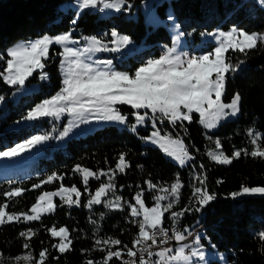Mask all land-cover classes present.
<instances>
[{"label": "trees", "instance_id": "1", "mask_svg": "<svg viewBox=\"0 0 264 264\" xmlns=\"http://www.w3.org/2000/svg\"><path fill=\"white\" fill-rule=\"evenodd\" d=\"M71 1L74 0H0V51L20 39L63 32H70L77 39L93 36L110 41L111 31L116 30L127 35L131 42L143 45V48L130 55H121L119 60L112 53L102 56L112 58L117 69L133 73L147 60L158 58L161 51L171 44L167 27L170 16L185 35L187 46L184 49H193L191 44L199 41L201 33L218 28L235 27L248 33L264 34V5L260 0H170L169 12L165 8L166 2L156 6L158 16L166 24L159 22L154 27L146 25L140 13L136 18L126 11L103 16L107 11L99 13L97 9L82 11L73 23L75 11H62L58 6ZM126 1L132 5V10L144 0ZM261 1L264 3V0ZM211 46L209 44L203 49ZM55 52L58 53L52 56L49 68L51 84H42L39 91L22 96L17 104L8 99L11 87L0 76V97L7 103V108L0 107V151L41 132L53 133L57 129L49 116L39 117L19 129L8 127L21 113L59 90V48L54 46L49 50L50 55ZM227 59L231 64L243 61L238 73L227 74L222 96L223 102L228 103L234 94H240L239 111L234 118L221 122L215 130L204 128L197 113L192 114L191 121H177L173 125L163 119L162 124H157L163 133L183 141L191 156L186 165L179 166L167 159L157 147L142 143V138L148 134V126L145 129H130L112 123L83 137L67 140L49 156L39 158L26 175L0 176V206L7 205L5 210L8 213L28 212L40 194L58 189L61 185L77 186L84 194L80 204L75 206L55 198L54 210L41 214L39 220H14L1 224L0 264H16V257L29 253L31 259L21 264H32V261H39V253L44 249L48 251L43 264H86L89 260L93 264H102L106 255L102 249L109 248L122 252L120 259L114 257L109 264H123L128 258L123 246L132 247V240L138 233V227L132 220L141 219L130 216L129 204L136 205L134 196L137 192L142 193L146 206L152 207L154 196L160 195L177 179L182 185L180 198L169 212L164 213V223L170 221L171 211L190 208L191 211L179 219L180 230L203 225L201 243L221 253L224 264H264V240L260 238V233L264 232V196L230 195L239 191L242 185L264 187V158L250 155L255 149L252 140L257 135L256 145L264 149V42L245 53L228 51ZM122 109L133 111L126 105ZM132 120L130 116L129 125ZM217 140L221 144L218 150L226 156L231 157L234 151L240 150H243L242 154L229 164L213 161L207 153L217 149ZM121 154L128 164L123 172L116 169ZM77 165L95 173L108 171V175H101L99 179H89V191L94 193L101 183L109 182V176H112L114 187L108 197L115 202L119 196L121 207L106 208L103 203L87 207L82 175L74 172ZM52 174H56L57 178L51 183H42ZM146 181H151L156 187L149 189ZM37 184L39 188L33 187ZM196 187L206 189L214 199L201 207L194 197ZM15 188L22 190L20 196L9 199L4 195ZM161 203L167 204V201ZM197 207L200 211L195 210ZM54 226L67 229L71 244L69 250L63 253L53 247L58 238L47 231ZM29 229L34 235L20 236L21 232ZM109 237L119 239L121 245L96 244L97 239ZM25 243L29 244V248L23 247ZM208 264L220 263L209 260Z\"/></svg>", "mask_w": 264, "mask_h": 264}, {"label": "snow or ice", "instance_id": "2", "mask_svg": "<svg viewBox=\"0 0 264 264\" xmlns=\"http://www.w3.org/2000/svg\"><path fill=\"white\" fill-rule=\"evenodd\" d=\"M80 9L95 8L99 3H103L104 8L120 9L124 0H77ZM75 23V21H73ZM114 38L111 43L115 45L109 49L106 45H101L96 37L87 38L88 44L78 50L73 47H67L70 41L69 34H61L55 37L44 36L40 39L30 42H24L16 45L7 51V66L0 72L3 80L10 85H23L27 77L31 76L35 69L43 68L41 63L42 58L48 57V49L52 44L61 45L63 52L61 55V69L63 73L62 87L49 100H45L42 104L37 105L32 109L27 119L32 120L40 116H52L59 119L61 113L67 111L70 115L86 121V114L96 112L102 114L101 118L107 120H115L120 123L125 122L123 116L114 105H129L133 110L145 109L150 110L152 119H166L169 123L175 125L177 121H191L193 113L199 114V123L207 129H212L217 126V123L224 117L235 115L239 111L241 96L239 93L234 94L230 102L225 103L222 96L225 93L226 73L235 72L238 70V65H233L225 56V53L231 49L245 53L246 50L257 47L258 43L264 42V34L255 32L248 33L244 30L236 28L228 32H220L218 38L220 44L215 47L212 53L202 54L199 56L188 55L187 53L176 54L175 48H167L159 58L149 59L136 68L134 74L128 72H119L112 67V61H102L93 66V63L88 62L90 56L86 54L99 51L118 52L120 49L131 43L130 38L126 35L120 36L116 31L111 33ZM2 59V58H0ZM242 64L243 61H240ZM42 79H47V74L41 76ZM3 97H0L2 100ZM227 110V111H226ZM138 123H143L146 119L145 115H140L136 111L132 113ZM157 114H159L157 116ZM155 127V125H153ZM69 129L65 128L61 136H66ZM45 136H33L25 144H17L16 147L8 151L0 152V156L13 157L19 155L25 149L47 140ZM153 143H158L161 149L170 157L178 161L181 165L185 164L189 158V153L184 143L180 139H172L168 135L161 136L159 131H154L149 138ZM259 136L252 140L254 145L257 144ZM221 147L220 142L216 141V148ZM243 150L234 151L232 156H226L223 152H209L208 155L212 160L220 164H229L233 159L239 158ZM249 154V153H245ZM252 157L264 158V149L257 146L250 152ZM128 164L125 161L123 154L120 155L116 169L123 172ZM74 172L82 175V182L87 185L90 178L99 179L101 175H106L101 171L99 174L92 172L87 168H82L77 165ZM56 174L50 175L46 181L42 183H51L56 179ZM148 188L156 187L151 181H146ZM204 183L203 180L200 181ZM33 187L39 188L40 185ZM112 176H109L108 183H101L94 195L87 202V207L92 205L104 204L106 208H119L120 197L115 198V202L104 201L107 192L113 189ZM182 185L177 179L171 184L170 189L166 192L172 197L167 204H162L161 201L166 199L164 195L154 196V205L147 207L145 200L142 199V193L137 192L134 196L136 205L129 204L130 216L133 218L142 217V219H133L132 222L138 227V233L132 240V247L124 245L126 254L131 259L123 261V264H190L191 258L198 256L199 259H204L202 251L190 250L186 254V249H189L188 244L180 242L186 240L185 232L191 233L187 228L181 231L176 225L179 219L190 208L182 209L181 211H171V234L170 229L163 226L164 213L169 212L173 205L180 198V189ZM22 190L15 188L10 192L4 193L9 199L21 195ZM75 193L76 199L73 200L69 195L67 198L64 193ZM232 197L241 195H262L264 196V187H248L242 185L240 190L230 194ZM53 196H60L65 203L79 204L80 192L75 186L71 188L61 187L55 192H43L40 194L36 202L32 205L30 212L21 214H7L5 208L7 205L0 206V224L13 220L19 221L23 216L24 221H35L41 218V213L51 212L54 210L52 202ZM194 197L197 203L203 207L207 205L214 196L209 194L206 189L196 187L194 189ZM43 202V205H42ZM200 211V207L195 209ZM103 215V214H102ZM53 237H60V243L53 245L63 253L69 250L71 241L67 239L68 232L64 227L57 228L54 226L47 229ZM34 235L31 229L27 232H21V237ZM260 238L264 240V232L260 233ZM199 236L196 237V243H199ZM175 240L176 247H166L169 241ZM67 241V242H65ZM97 245H121L119 239L106 238L97 239ZM25 249L29 248V244L23 245ZM157 248L155 252L153 248ZM133 249H136L135 251ZM106 251L102 264H109L112 258L120 259L122 252L120 249L115 251L102 249ZM47 249L39 253V261H32V264H43L46 259ZM145 253L147 259L145 258ZM16 260L24 259L29 261L31 254H26L23 257H16ZM86 264H93V261H87Z\"/></svg>", "mask_w": 264, "mask_h": 264}, {"label": "rangeland", "instance_id": "3", "mask_svg": "<svg viewBox=\"0 0 264 264\" xmlns=\"http://www.w3.org/2000/svg\"><path fill=\"white\" fill-rule=\"evenodd\" d=\"M107 2H111V0H107ZM164 2L167 3L165 8H166V11L169 12L170 11V0H144L138 6L134 7L132 10H131L132 5L129 4L126 0H124V3L120 6L119 10H116L115 8H104L103 7V3H99L98 4V6H102L103 8L97 6L95 8L80 9L79 6H78L77 0H74V1H71V2H62L58 6H59V8L62 11H66L68 9L74 10L75 13H76L74 21L78 18L79 14L82 11L87 10V9H93L94 10V9L97 8V11L99 13H105L106 10H107V12L105 14H102L103 16H108V15H112V14H118L121 11H126V12L129 13V15L131 17L136 18L137 15L140 13L141 15H143L142 18H143L144 23L146 25H150V26L154 27L159 22H161V24H166L165 20L160 19V17L157 14V10H156V6L160 5V4L164 3ZM260 2L264 5V3L261 0H260ZM130 10H131V12H130ZM167 22H168L167 23V27H168L170 35H171V44L166 46L165 49L167 50V48H175L176 54H181V53H183L184 48L187 46V43H186L187 40L185 38V35H184L183 32H181L179 30L178 25L175 23V21L172 19L171 16L167 19ZM233 28H235V27H231L229 29H220V28H218V29L213 30L212 32L201 33L199 41L191 44L192 48L195 51L194 53L196 54V56H199V55H202V54L212 53L214 51L215 47L219 46L220 40L222 39V38H218L219 37V33L220 32H228V31H230ZM238 30H240V29H238ZM113 31H116V30H112L111 33ZM66 33L69 34L70 41L65 46L73 47V48L78 49V50L84 49L87 46V44H88L87 38L93 37V36H86V37H83L81 39H77V38L72 37L70 32H63V33H59L57 35L66 34ZM111 33H110V35H111ZM117 33L120 36H124V34H121L119 32H117ZM255 33L263 34V33H258V32H255ZM57 35L56 34L55 35H47V34H45V35H42V36H39V37H36V38L20 39V40L16 41L15 43H13L12 45H10L5 50L0 51V58H2V59H0V72H3V69L7 66L6 61H7V59L10 58V57L7 56V51L9 49L15 47L16 45H18L20 43L35 41V40L40 39V38H42L44 36L55 37ZM113 39L114 38L111 35V40L110 41H104V40H101V39H98V40L100 41L101 45H106L109 49H111L112 47L115 46V45H113L111 43V41ZM209 44L212 45L210 48L203 49L204 47H208ZM54 46L59 48V60L57 62V72H58V75L60 77V88L58 90V91H60L61 87L63 86L62 85V81H63V78H64L63 77V73H62V69H61V60L63 59V56L61 55V53L63 52V47L61 45L52 44V45L49 46V49H48V57L46 59L42 58V60H41V63L43 64V68L35 69L33 74L31 76L27 77V79L25 80L23 85H10V84H7L3 80V76H1L2 80L4 81V83L6 85H8L9 87H11V92L8 95V99L12 103L17 104L18 101H20L22 96L30 94L32 92L39 91L41 89V85L44 84V83L47 84V85L51 84V81L49 79L50 78V73H51L49 71L50 64L52 62L51 58H52V56L56 55L58 52H55L54 54L50 55L49 50L52 47H54ZM142 48H143V45L135 44L134 42H131L129 45H126V46L122 47L120 49V51H118V52L99 51V52L90 53V54H86V55L90 56V60H88V62L93 63V66H96V64L99 63V62L110 60V61H112V67L114 68V70L119 71V72H128V71H125L124 69L123 70L117 69L115 67V64H114V61H113L112 58L107 57V56H102V55L103 54L107 55L109 53H112V54H115V58H117L119 60L121 55L122 56L125 55V54L130 55L133 52L141 50ZM228 51H232V50L229 49ZM227 52L225 53L226 57H227ZM233 65H238V70L235 71V72H229L230 74L238 73L240 71V69H241L243 64L235 63ZM134 72L133 73L128 72V73L134 74ZM44 73L47 74V79H42L41 78L42 74H44ZM227 74L228 73H226V76H227ZM54 95H52V96H54ZM51 97H49V98H47L45 100H49V99H51ZM45 100H43V101H45ZM42 102L36 104L35 106H33L30 109L26 110L25 112L21 113V116L16 118L8 127L10 129H19V127L22 128V127H25V126L33 123V121L36 120L39 117H37L35 119H32V120H29L26 117H27L28 113L32 109H34L37 105L42 104ZM122 106L123 105L117 104V105H114L113 107H115L123 116H125L126 119H125L124 123H120L119 121H115V120L103 119V118H101L102 114L96 113V112H90V113L86 114V121L87 122H81V120L79 118L70 115L67 111L61 113L59 119H57L55 117H52V116H49L50 119L52 120V123H55L57 125V129L53 133L41 132V133L35 135V136H45L46 135L48 137V139L47 140H43L41 143L33 145V146L25 149L23 152H21L17 156H13V157L0 156V176L1 177H15V176H19V175H26V174H28V172H30V170L32 168H34V166H35V164H36V162H37V160L39 158L49 156L50 154H52V152H53V150L55 148L63 146L67 142V140L73 139V138H78V137H83V136L95 131L96 129L101 128L104 125L112 124V123L114 125H116V126H127L130 129H136V128H139V127H142V128L145 129L148 126L149 127L148 128V134H146L142 138V143L143 144L157 147L165 155V157L167 159H169L170 161L176 163L179 166H184L190 161L191 156L189 154V158L186 159L185 164L181 165L178 161H176L175 159L170 157L167 153H165L161 149V147H160V145L158 143H153L152 140L149 139L151 137V134L154 131H159L161 136L168 135L172 139H178V138L173 137L170 134L163 133L157 127L158 123H160V124L163 123V119H159V118H157L155 120L152 119V113L150 112V110H145V109L133 110L132 109L133 111H136L140 115H145V113H147L145 121L143 123H138L136 117L132 114L133 111L132 112L126 111L125 109H122ZM126 106H129V105H126ZM0 107L1 108H7V103L4 101V99L0 100ZM158 115L159 114H157V116ZM236 115L237 114L229 115V116L224 117L222 120H220L217 123V126L215 128H212V129H209V130H215L221 122H224L226 120L232 119ZM130 116H132V118H133L131 125H129V123H130L129 117ZM40 117H42V116H40ZM153 125H155V127H153ZM65 128L69 129L68 134L66 136H61V133L64 132ZM31 138H29L28 140H30ZM28 140L22 141V142H20L18 144H25ZM16 145H14L12 147H9V148H7V149H5L3 151H0V152L8 151L9 149L16 147ZM256 147H257V145H255V148ZM209 152L219 153L221 151L218 150V149H215V150L209 151ZM209 158L211 159L210 156H209ZM100 172L101 171L97 172V174H99ZM103 172L107 173L106 175H108V171H103ZM63 187L66 188V189L67 188H71V187H66V186H63ZM75 187L80 192L79 200L81 202L82 196L84 195L83 191L79 187H77V186H75ZM90 188L91 187L87 184V185H85V188L83 189L85 191V194H86L85 202H88V200L91 198L92 195L95 194V192L97 190V188H96L95 192L91 193V191H89ZM58 189H55V190H52V191H49V192H55ZM167 189H170V187H168ZM167 189L162 190L160 192V195L166 196L165 200L168 203L172 199V197L167 194V192H166ZM109 193H110V191L107 192V194L104 197H102V200L111 201V198L108 197ZM69 195L71 196V198L73 200L76 199L75 193H67V192L64 193V196L66 198ZM241 196H249V195H241ZM255 196H261L262 197V195H255ZM55 198H60V196H53L52 197L53 205H54V199ZM79 204H72L71 206H75V205H79ZM42 205H43V202H42ZM136 206L138 207V205H136ZM5 212H6L5 220L7 219V214H13V213H8L6 210H5ZM22 213L31 214L30 210L28 212H22ZM44 213H48V212H43L41 214H44ZM15 214L19 215L21 213H15ZM141 219H142V217H141ZM20 220H24L23 216H21ZM202 235H203L202 233L199 234L198 235L199 238H201ZM56 238H58V242L56 243V245H57V244L60 243V237H56ZM67 239H68V237H67ZM65 242H67V241H65ZM194 244H195L194 250L202 251L204 253V259L201 260V259H199L198 256L192 257L191 261H190V264H208L209 260H216L220 264H224L223 255L221 253L217 252L214 249H210L207 246H204L201 243L200 239H199V243L198 244L196 243V240H195ZM23 256H20V257H23ZM131 259L132 258L128 257L124 261H126V260L130 261ZM26 262L27 261H25L24 259L15 260L16 264H21V263H26Z\"/></svg>", "mask_w": 264, "mask_h": 264}, {"label": "built area", "instance_id": "4", "mask_svg": "<svg viewBox=\"0 0 264 264\" xmlns=\"http://www.w3.org/2000/svg\"><path fill=\"white\" fill-rule=\"evenodd\" d=\"M98 7H102V6H98ZM102 8H103V7H102ZM164 51H166V50H163V52H164ZM163 52L161 51L160 54H162ZM183 53H185V52H183ZM158 58H159V57H158ZM163 226L166 227V228H169V229H170L169 234H171V221H167L166 223L163 224ZM176 227L179 228V224H177ZM179 229H180V228H179ZM189 232L191 233V235H189L188 232H187V234H185V236H186V240L180 242L181 244H188V245L190 246L189 249H186V254H187L190 250H194V246H195V244H194V240H195L194 237H195V235H198V234L201 233V227H195V228L189 230ZM165 246H166V247H173V248H174V247H176V246H178V245H177V242H176L175 240H171V241H169V243H168L167 245H165ZM156 250H158V249L154 247V248H153V251L155 252ZM145 258L147 259V255H146V254H145ZM136 260H137V262H138V259H136Z\"/></svg>", "mask_w": 264, "mask_h": 264}, {"label": "bare ground", "instance_id": "5", "mask_svg": "<svg viewBox=\"0 0 264 264\" xmlns=\"http://www.w3.org/2000/svg\"><path fill=\"white\" fill-rule=\"evenodd\" d=\"M97 9V8H96ZM106 10V9H105ZM107 11V10H106ZM183 52H185V53H187L188 55H195V53H194V51H193V49H190V48H186V49H184L183 50ZM202 226L203 225H199V226H197V227H201V230H202ZM201 233H202V231H201ZM200 233V234H201ZM199 235V234H198ZM198 235H195V237H194V239L196 240V237L198 236ZM195 240H194V242H195ZM136 250V249H135ZM134 250V251H135ZM138 259L139 257L137 256V257H135V258H132V259ZM129 260V259H128Z\"/></svg>", "mask_w": 264, "mask_h": 264}]
</instances>
